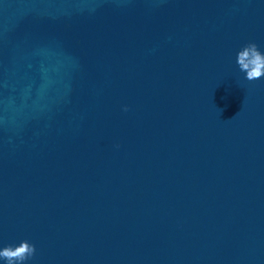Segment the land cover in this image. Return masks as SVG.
<instances>
[{
  "label": "water",
  "instance_id": "95a60500",
  "mask_svg": "<svg viewBox=\"0 0 264 264\" xmlns=\"http://www.w3.org/2000/svg\"><path fill=\"white\" fill-rule=\"evenodd\" d=\"M249 42L264 52V0H0V249L264 264Z\"/></svg>",
  "mask_w": 264,
  "mask_h": 264
},
{
  "label": "clouds",
  "instance_id": "9594fccd",
  "mask_svg": "<svg viewBox=\"0 0 264 264\" xmlns=\"http://www.w3.org/2000/svg\"><path fill=\"white\" fill-rule=\"evenodd\" d=\"M237 64L241 72L246 73V79L250 82L264 78V52L260 51L255 42H249L237 53ZM129 109L124 108L127 112ZM36 255L35 245L27 240L19 245H9L0 249V260L6 264H27Z\"/></svg>",
  "mask_w": 264,
  "mask_h": 264
}]
</instances>
